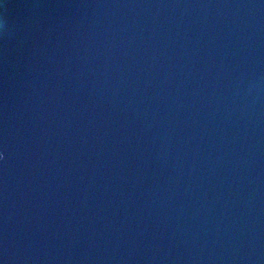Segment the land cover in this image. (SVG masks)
<instances>
[{
  "label": "water",
  "instance_id": "obj_1",
  "mask_svg": "<svg viewBox=\"0 0 264 264\" xmlns=\"http://www.w3.org/2000/svg\"><path fill=\"white\" fill-rule=\"evenodd\" d=\"M0 264H264V0H0Z\"/></svg>",
  "mask_w": 264,
  "mask_h": 264
}]
</instances>
